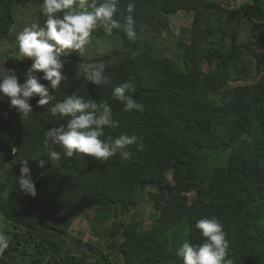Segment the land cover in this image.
<instances>
[{"label": "trees", "instance_id": "obj_1", "mask_svg": "<svg viewBox=\"0 0 264 264\" xmlns=\"http://www.w3.org/2000/svg\"><path fill=\"white\" fill-rule=\"evenodd\" d=\"M42 3L0 0V83L8 70L25 83L34 61L19 57L16 35L43 26ZM129 3L136 40L123 28L110 37L95 30L83 55L60 57V88L49 87L55 99L39 107L34 95L24 123L0 92V233L8 239L0 264H183L177 252L185 240L204 242L195 225L205 218L223 226L233 264H264V0H117V20ZM181 13L192 22L173 32L167 17ZM89 63L105 65L108 83L85 79ZM130 78L127 95L143 113L113 98ZM72 95L108 102L119 127H106L102 140L135 135L143 150L130 145L128 160L116 154L101 163L67 158L51 141L45 149L44 133L67 124L48 108ZM49 150L61 152L59 168ZM25 159L35 197L19 189ZM143 199L158 215L148 228L124 221ZM86 212L98 241L71 232Z\"/></svg>", "mask_w": 264, "mask_h": 264}, {"label": "clouds", "instance_id": "obj_2", "mask_svg": "<svg viewBox=\"0 0 264 264\" xmlns=\"http://www.w3.org/2000/svg\"><path fill=\"white\" fill-rule=\"evenodd\" d=\"M40 8L46 17L43 26L32 23L16 35L19 57L34 61L26 73L25 83L21 84L11 70H8L0 83V92L10 99L11 107L22 113L23 123L32 113L30 100L34 95L40 97L37 101L39 107L48 106L55 99V96L50 94L49 87L54 91L60 88L64 66L60 57L73 51L83 55L95 30L102 27L106 36L110 37L114 29L123 28L130 41L137 38L133 3L128 4L127 15L121 14L119 20L115 18L118 11L117 0H103L99 4L97 0H43ZM104 71L103 63H89L84 66L85 79L97 86L108 83ZM38 73L43 74L42 79L49 82L48 86L40 83ZM130 90H134L131 78L129 82L114 89L113 98L123 104V111L136 110L143 113L144 105L127 95ZM48 112L61 120L66 118L67 124L47 130L44 133V147L48 149L51 141L60 147L67 158L91 157L103 163L119 154L120 158L126 161L131 155L126 150L128 146L137 145L141 151L144 148L143 142L135 135H120L114 140L109 136L107 141L101 139L106 127H119V122L112 117V109L107 101H84L72 95L55 103L48 108ZM16 152L17 149L13 148L12 154L15 155ZM39 156L37 153L33 158L38 160L40 167H44L47 161L39 159ZM47 156L53 168L60 167L61 152L49 150ZM20 163L22 167L18 177L19 189L35 197L36 187L31 178L28 160ZM3 195L7 199L9 193L5 191ZM195 228L201 233L204 242L193 245L185 240L182 243L177 255L182 258L183 264H233V260L228 258L229 243L226 234L218 220L201 219ZM7 248L8 239L0 233V255Z\"/></svg>", "mask_w": 264, "mask_h": 264}, {"label": "rangeland", "instance_id": "obj_3", "mask_svg": "<svg viewBox=\"0 0 264 264\" xmlns=\"http://www.w3.org/2000/svg\"><path fill=\"white\" fill-rule=\"evenodd\" d=\"M218 1L222 3L226 2V0H218ZM192 19H193V16L191 14H185V13L176 14V15L167 17V20L169 21L170 26H171V31L173 32H178V30L184 26H190ZM166 34L167 33L164 32V35ZM210 69H212L211 65L204 63L205 72H207ZM151 190H152L151 187L145 188V192H144L145 198H148L149 192ZM140 205L142 206L141 211L139 213L138 212L134 213L128 218H125L124 221L128 223L135 219V220L143 222L144 227L148 228L151 225L152 220L156 218L158 215L157 213L151 210L149 205L146 203V200L143 199ZM92 218H93V212H86L84 215H82L80 218H78L75 221L71 229V232L74 234H80L84 240L92 239L94 241H98L101 233L100 235L92 234V230H91V226L93 223ZM108 226H110V224ZM100 231H102V229H100Z\"/></svg>", "mask_w": 264, "mask_h": 264}]
</instances>
